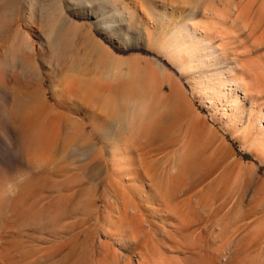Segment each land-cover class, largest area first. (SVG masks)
Returning a JSON list of instances; mask_svg holds the SVG:
<instances>
[{
	"label": "rangeland",
	"instance_id": "374dc122",
	"mask_svg": "<svg viewBox=\"0 0 264 264\" xmlns=\"http://www.w3.org/2000/svg\"><path fill=\"white\" fill-rule=\"evenodd\" d=\"M1 1L0 5L2 6L4 2ZM67 1L63 0L62 3L48 6L47 0H12L10 11L13 12L9 11L8 16H0V42L4 37L7 39V43L2 44L3 52H0V81L7 82L9 88L8 95L0 93V105L6 113V119L0 116V264H28L29 261L34 260L39 262L37 264H100L104 252L103 243H108L111 246L113 244L112 247L122 255L124 260L131 257L133 263L137 264L138 251H133V253L123 248L118 244L116 238L111 237L105 231L108 228V214L106 213L110 210L107 198L113 192L139 195L142 189L146 193L152 194V183L148 177L151 176V172L158 173L157 169L158 174L166 172L165 166L161 165L169 164L172 149L165 147V144L172 135L169 125L175 116L169 109L163 114L164 117L162 115V121L165 122H162L163 127L161 125L159 132L152 135V143L148 142V147L151 148L144 147L143 150L146 148L148 150L141 153L139 149H133L134 151L131 150L128 153L127 159L131 162L128 165L131 170L129 174L124 172V175L115 173L107 162L109 157L106 149L111 141L108 142L109 139L106 136L112 131L110 130L111 123L104 122L103 132H110L104 134L101 128L94 129L91 124L89 125L87 136H89L88 140L91 138L93 145L91 144V147L90 143L92 142L87 140L86 143L91 148L89 160L86 163L74 151L69 150L73 146L82 145V143L79 140L68 139L70 133L64 126L59 131H55L48 118H45V123L43 122L48 125L47 129L44 124L41 125L42 123L34 125L37 121H31V124L28 125L23 124L24 116L30 111L31 88L28 84L35 87L41 86L46 98L54 104L56 101L53 95L55 82H66L70 77L75 76L73 69H78L76 71L78 76L83 73L84 67H94L97 63L98 56L92 51L94 48L92 42L95 43V41L100 42L110 53L116 54L118 57H143L152 65V74L164 71L177 80L192 115L199 117L200 123H205L208 129L213 134L215 133L214 135L218 137L216 146L223 143L227 149L226 154H229L228 158L224 160V158L212 154V147L204 153L206 155L202 158L193 156V159L183 168L189 172L188 174L198 175V173L195 174V170L198 172V168L201 169L204 161L209 159L211 165L216 168L212 182L209 183L212 192L219 196L218 205H222L226 199L232 197L237 200L244 197L242 204L244 210L257 211L258 214L254 219L262 217L264 220V154H259L256 151L262 146L257 142L252 143L248 139L241 140L235 132L242 127L236 125V128L235 124L233 125L230 120L224 118L221 105L218 104L216 109L211 108L205 101L193 94L192 87L200 81L199 73L192 74L191 81L195 79L197 82L191 84L183 78L179 69L164 55L163 45L170 37L168 33L170 35V30L183 21L179 14L185 11L184 6L177 4L176 10H173L172 0H122L119 1V4L123 1L124 3L116 7L107 3L102 11L104 14L100 15L102 9L96 3L88 7V4H81L83 0H74L71 5ZM85 1L91 2L92 0ZM202 1V5L199 4L202 13L198 15L197 21H206L207 23L213 22V20L218 21L215 23L220 22L222 28L228 32L222 35L217 33L218 37L214 39L215 46L222 48L217 55H220L221 51L227 54L234 52V58L239 66L238 76L252 94L251 97H247L243 101V114L257 113L260 107L264 106V15L261 16L264 0H240L241 4L243 3L242 6L248 2L253 3L254 9L249 13L251 15L247 14L245 17L246 20L248 19V24L247 21L244 23L239 20L236 23L234 12L229 19L221 21L218 19L223 14L221 11L226 8L227 0H201L199 3ZM33 4L36 5L33 7ZM211 4L215 10L213 9L210 15L204 14L203 11ZM63 5V11L68 16L70 15L69 18H64L66 21L54 20L49 17L48 8L59 10L63 8ZM31 9H34L35 12L33 20L24 16H20L21 20H17L16 17L21 12L24 14L30 12ZM215 11L218 12L216 17ZM70 20L77 23V28L72 27V32H69L68 28L65 32H59V26L67 25V21L70 24ZM16 21L19 22L21 31L29 34L38 48L33 59L21 61L13 54L15 49L12 38L16 34ZM8 25L11 26L10 29L6 28ZM218 26L221 27V25ZM23 39L24 36L20 35V40ZM51 41H57L55 47L50 44ZM39 46L44 49L43 52L40 51ZM27 56L30 55L27 54ZM2 59L6 60V65L3 64ZM102 62L106 66V63ZM165 78L164 82L161 80L162 85L160 84V86L163 95L167 97L170 95L171 82ZM217 82L221 84L220 80ZM204 87L206 88V86ZM115 90L112 89V91ZM107 92L111 94L110 89L104 87V93L107 94ZM239 94L245 98L242 93ZM78 107L61 110L66 116L73 115L81 122L84 115ZM86 115L90 119V113ZM1 118L4 120L2 121ZM179 123L181 127L186 124L181 117ZM181 127L180 133L187 128L186 125L184 129L182 128L183 130ZM42 128H45L46 131H43ZM18 130L20 140L17 136ZM35 131L38 133H34ZM14 132H17L16 135ZM28 137L31 141L28 140ZM52 139L54 143H52ZM20 141H25L28 145L30 141V145H32L29 148L27 145L24 146L25 143H22L21 146L17 144L22 149L21 152H25L28 147L29 151L33 153L44 154L42 157L44 161L40 159V164L46 163L41 166L36 165L37 161L31 160L29 162L36 165L31 167L27 163L28 160L18 155L14 149V143ZM35 143L37 144L35 145ZM45 143L49 149L44 148ZM255 144L257 145L254 146ZM38 145L44 146L42 151H37ZM98 145L101 149H98ZM111 145L113 146V144ZM143 146L145 145L143 144ZM91 150L94 151L91 153ZM119 152L117 151L118 154H120ZM136 152L139 155L146 153L144 154L147 157L146 161L141 156L143 158L141 163ZM98 153H101L103 157L97 158ZM45 154L48 156V160ZM51 162L54 165L51 166ZM153 162L154 165L157 164L155 171L152 170L155 169L152 165ZM48 164L51 168L48 167ZM96 166L97 168H95ZM159 166H161V171ZM244 172H247L246 176ZM127 175L131 176L130 179H126ZM114 184H120V186L117 187ZM121 186L122 189H119ZM237 209H239L238 206ZM143 211L147 220L146 227L151 229V233H149L154 239H157V248L165 258L173 261L174 264H259L264 258V240H261V243L259 241L250 245L246 240L239 242L244 234H240L239 238L233 239L234 241H229L232 233L228 231V235L227 232L219 235L216 226L217 218L224 215L227 210L222 211L219 215L216 214V216L212 214L210 218L205 214L201 215L197 223L188 226L191 227L190 229L182 228V233L178 228V221L169 219L167 216L161 217L150 210L144 209ZM118 224L113 228L121 229L120 223ZM152 224L157 227L153 230L157 234L152 233ZM214 228L216 229L214 230ZM231 228L234 227H230L229 230ZM113 230L112 232H117V230ZM225 234L226 237H224ZM60 243H62L60 251L65 250L63 254L59 251L62 255L58 252L61 256L59 254L50 255L51 257L47 255L55 245ZM193 248L196 250L193 251Z\"/></svg>",
	"mask_w": 264,
	"mask_h": 264
},
{
	"label": "bare ground",
	"instance_id": "6f19581e",
	"mask_svg": "<svg viewBox=\"0 0 264 264\" xmlns=\"http://www.w3.org/2000/svg\"><path fill=\"white\" fill-rule=\"evenodd\" d=\"M11 1L12 0L1 1L4 2V4L2 6L0 5V16L3 17L8 13L10 14V12H13L10 11ZM47 1L48 6H50L51 4L54 5L60 2L62 3L63 0ZM119 1L122 0H92L91 2L83 0L81 4H88L87 6L90 7L96 3L102 9H100L101 14L99 11L98 15H102L104 14L102 11L107 3H110L113 5V7H116L117 5H122L124 3L123 1V3L119 4ZM199 1L201 0H172L171 6H173V10H176L177 4H182L184 6L183 8H185V11L182 13L179 12V15L182 16L183 21L178 23L170 30V35L168 33V36L170 37L166 39L167 41L163 45L164 55L168 57V59H170L172 63L179 69V72L183 78L187 79V81L191 84L193 82H197L195 79H193L194 81H191L192 74H200V81H198L199 83H195L192 87L193 94L205 101V103H207L211 108L216 109L218 104L221 105V112L223 111L224 118L230 120L233 125L235 124L234 126L236 128L237 126L242 127V129L236 130V135L241 140L248 139L252 141V143L257 142V144L262 147L257 148L256 151L263 155L264 106L260 107L257 113H251L249 115L243 114V101L247 99V97H251L252 94L249 92L248 87L242 83V79L238 76L239 66L235 60L236 58H234V52H228L227 54L226 52L222 53L223 51H221L220 55H217L219 50H222V48L220 46H215L214 42V39L218 37L217 33L222 35L228 32L222 28V24H220V22L215 23L218 21L213 20L214 23L211 21H209L211 23H207L206 21H197L198 15L202 13L199 4L203 3V1L200 3ZM241 2L240 0H227L225 10H222L223 12L221 11V14L223 13L221 15L222 17L220 16L221 19H218L220 21L229 19L234 12L236 17L234 19L235 22H238L239 20V22L243 21L245 23L248 20H246L245 17L247 14L250 16L251 14L249 13L252 12L254 8L252 6L253 3L251 4L248 2L242 6L243 3L241 4ZM67 3L71 5L74 3V0H68ZM35 5L33 4V7ZM212 6L213 4L208 5L203 13L210 15L214 9ZM63 10L64 5L63 8L59 10L48 8V11L50 12L49 17L54 20L66 21L64 18H69L70 15L68 16ZM127 10L129 11L130 9ZM215 12L216 17L218 12ZM22 13L23 12H21L19 16L17 14V20H21L20 16L27 17L29 20H33L35 17L34 9H31L30 12H25L24 14ZM108 14L110 15L109 11ZM219 15L220 13L218 14V17ZM263 15L264 7L262 8L261 16ZM212 16L214 15L212 14ZM68 21L67 25L59 26V32H65L67 28L70 32L72 27L77 28L76 22L70 20L71 23L69 24ZM218 25H221V27ZM8 26H6V28L10 29L11 26ZM15 28L16 34L12 38V41L14 42L13 47L15 49L13 54H15V57L19 58L21 61L33 59L38 51L37 46L32 41L29 34L21 31L18 21H16ZM261 33H263V31H261ZM20 35L24 36L23 40H20ZM4 38H1L0 52L4 49L2 44L7 43V39ZM92 43L94 47L92 48V51L96 56H98L97 63L94 65V67H84L83 73L78 76L76 74L78 69H73L75 76L70 77L68 81L66 80V82H55V85L53 86V95L56 98V101L54 104L51 103L50 99L46 98L41 86L35 87L30 85V83L28 84L31 88V95L29 96L30 111H28V114L26 113L27 115L24 116V125L31 124V121H37V123L34 122L36 124L32 123L34 125H39L41 123V125H43L45 123V118H48L51 120L50 125H52L53 130L59 131L60 128L64 126L66 131L70 133L68 139L79 140L82 143V145L75 147L73 146L69 150L74 151L77 156L79 155L82 158V161L86 163L89 160L88 157L90 148L93 145V142L90 140L91 138L88 140L89 136H87L89 125L91 124L94 129L101 128L102 130L105 121L111 123V133L105 131L106 133H110L108 136H106L107 134L105 136L109 139L108 142L111 141L110 144L106 143L109 144L106 149L109 157L107 162L112 166V169L115 171V173L123 174L125 172V174H129L131 168H129L128 164L131 162L127 159V155H129L128 153L133 149H139L141 153L142 151L151 148L150 146L148 147V142H150V144L152 143V135L155 132H159V128L163 124L162 122H165L162 121V115L165 114L169 109L173 116H175L170 125L168 124L172 129V135L165 144V147L169 148L170 150L172 149L170 160L168 162L169 164L161 165L163 167L165 166L164 170L166 172H163L162 168L163 173L161 172L162 174H158L159 171L155 168L157 164L154 165V162L152 163L155 168L152 170H156L158 172L156 173L150 171L152 174L148 177L151 179L150 182L152 183V194L146 193V191L142 189V192L139 195L118 194L117 192H113L110 197L108 196L107 203L109 205L108 207L110 212L108 211V213H106L108 214V228L105 231L108 232L111 237L113 236L116 238L118 244H120V246L123 248L132 252L136 250L138 251L139 258L137 260V264H174L173 261L165 258L164 254L161 253L157 248V239H154L150 234L151 229L146 227L147 220L143 213L144 209L150 210L152 213L160 215L161 217L167 216L169 219L175 220L176 222L178 221V228L181 229V233L183 230L182 228H187L188 226L194 225L195 222L197 223L201 215L205 214L210 218L212 214L216 216V214L219 215L222 211L227 210L224 215L218 216L217 218L216 226L218 227L217 229L219 231L217 232L220 233L219 235L228 231L232 233L231 237L229 238V241H231L233 239L235 240V238L240 234H244L242 239H239V242L246 240L247 244L250 245H253L255 242L259 241L261 243V240H264V220L262 217L254 219V217H256L258 214L257 211L244 210L242 206L244 203V197H241L238 200L235 199V197H232L230 199H226L222 205H218L219 196L218 194L212 192L209 183L212 182V177L216 173V168L211 165L209 159L204 161L205 164L203 163L201 169L198 168V172L195 170V174L198 173V175L193 176L192 174L194 173L188 174L189 172L183 168L184 165H187V163L193 159V156H199V158H202V156L206 155L204 153H206L208 149L212 147V154H215L216 156L218 155L224 158V160L225 158H228L229 154H226L227 149L223 143H220V145L216 146V140L218 137L214 135L215 133L213 134L211 130L208 129L207 125H205V123H200L199 117L192 115L191 109L186 103L184 94L177 80L169 76L168 73L164 71L162 73L155 72L152 75V65H150L149 62L143 57H118V55L110 53L109 50L100 42L95 41V43ZM50 44H53V47H55L57 41H51ZM39 49L40 51L44 50L41 48V46H39ZM27 54L30 56H27ZM103 56H105V58H103ZM2 61L3 64L6 65V60L2 59ZM102 61L106 63V66H104ZM162 74L167 78V81L171 82L170 95L167 97L163 95L160 86V84L162 85ZM165 77H163L162 82H164ZM217 80H220L221 84L218 83ZM3 81H0V93H3V95H8V83ZM204 86H206V88ZM104 87H106V89L109 88L111 94H108L109 92H107V94L104 93ZM112 89L116 90L112 91ZM239 93H242L244 95L243 97L245 98H242ZM76 106H79L78 108H80L82 114L84 115L81 122H79L77 118H74L73 115L66 116L61 110L67 108L73 109ZM83 111H85V113H83ZM88 113L91 115L90 119L87 118L86 114ZM0 116L6 119V113H4L1 105ZM180 117L185 120V125L187 127L185 131L181 133L179 132L181 127L179 126ZM45 126L44 127L47 129L48 125ZM184 126L181 127V129H184ZM30 128L31 127L28 129ZM45 128H42L43 131ZM37 129H39V127ZM34 130H36V128H34ZM36 132L37 131L34 133ZM105 132L102 130L103 134ZM16 133L17 132H14L15 135ZM103 134H101V136ZM17 136L20 140L19 130ZM107 138L105 139L107 140ZM28 140H30V137H28ZM87 140L92 142L90 143V145L92 144L91 147L86 143ZM25 141L28 142L27 140ZM25 141L14 143V149L17 151L18 155H21L25 160H28L27 163H29L31 167L36 165L42 166V164L44 165V163H46H42V161H44V159H42L44 154L41 155L40 153H33L29 151L30 149H28V147L32 146L30 145L31 140L29 141V145L28 143H25ZM34 141L36 142V140ZM22 143H25L24 146H28L25 152H21L22 149L20 146ZM37 143H35V145ZM52 143H54V140ZM111 144H113V146ZM143 144L145 146H143ZM42 147L44 146L42 145ZM42 147L38 145L37 151H42ZM46 147L47 144L44 148L46 149ZM144 147L148 148L143 150L142 148ZM53 148H55V146H53ZM47 149L49 148L47 147ZM98 149H101V147ZM94 150H91V153ZM116 150L120 151V154H118ZM101 153H98L97 158H99V156L103 157L101 156ZM137 154L141 163V159L143 158V160L146 161L145 158L147 157L144 156L146 153H143V155H139V153ZM45 157L47 159L48 156L46 155ZM40 159H42V164H40ZM31 160H35L39 162V164L36 162V165L35 163H32V165L30 163ZM52 165H54V163H52L51 166ZM49 166L50 165L48 164V167ZM161 166L158 167L160 171ZM95 168H97V166ZM142 168L144 172V167L142 166ZM113 170H111V172H113ZM244 175L246 176L247 172H244ZM129 177L131 176L127 175L126 179H130ZM116 185L117 187L118 185L120 186V184ZM119 189H122V186ZM237 206L239 209H237ZM104 223L107 224L106 222ZM118 223H120L121 229H118L119 227L116 229L113 228V226H116ZM102 227L104 229V226ZM230 227H234L231 228L232 232L231 229L229 230ZM156 228L157 227H154L152 224L153 234H157L153 231ZM103 229L101 230L103 231ZM113 229L115 231L117 230V232H112ZM215 229L216 228H214V230ZM66 230L65 232L68 233ZM62 232L64 231L62 230ZM149 235L152 236V238H149ZM219 235L218 237H220ZM221 237L223 238V236ZM224 237H226V234ZM243 243L245 242L243 241ZM112 246L108 243H103L104 252L102 260H100V264H134L131 257L127 260H124L122 255ZM61 247L62 243L55 245V247L52 248L47 255H55L59 254L60 252L63 254L65 250L60 251ZM195 250L196 249L193 248V251ZM37 263H39L37 260L28 262V264ZM259 264H264V258L261 260V262H259Z\"/></svg>",
	"mask_w": 264,
	"mask_h": 264
},
{
	"label": "crops",
	"instance_id": "0c3cea01",
	"mask_svg": "<svg viewBox=\"0 0 264 264\" xmlns=\"http://www.w3.org/2000/svg\"><path fill=\"white\" fill-rule=\"evenodd\" d=\"M154 73V72H153ZM153 75V74H152Z\"/></svg>",
	"mask_w": 264,
	"mask_h": 264
}]
</instances>
